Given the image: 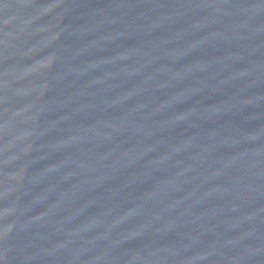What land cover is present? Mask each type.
I'll use <instances>...</instances> for the list:
<instances>
[{"label": "water", "instance_id": "95a60500", "mask_svg": "<svg viewBox=\"0 0 264 264\" xmlns=\"http://www.w3.org/2000/svg\"><path fill=\"white\" fill-rule=\"evenodd\" d=\"M0 264H264V0H0Z\"/></svg>", "mask_w": 264, "mask_h": 264}]
</instances>
